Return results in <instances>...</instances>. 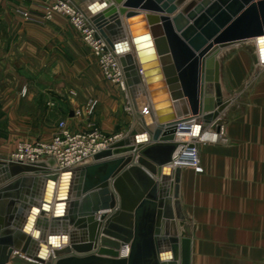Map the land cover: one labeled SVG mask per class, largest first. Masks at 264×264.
<instances>
[{
  "label": "water",
  "instance_id": "obj_1",
  "mask_svg": "<svg viewBox=\"0 0 264 264\" xmlns=\"http://www.w3.org/2000/svg\"><path fill=\"white\" fill-rule=\"evenodd\" d=\"M72 1L117 56L137 126L64 171L0 159V264H190L175 134L201 135L228 106L211 73L224 50L253 41L264 66V0Z\"/></svg>",
  "mask_w": 264,
  "mask_h": 264
},
{
  "label": "crops",
  "instance_id": "obj_2",
  "mask_svg": "<svg viewBox=\"0 0 264 264\" xmlns=\"http://www.w3.org/2000/svg\"><path fill=\"white\" fill-rule=\"evenodd\" d=\"M43 9L44 0H0V159L19 141L50 140L61 121L106 134L137 126L127 90L102 76L66 17L44 24L19 18L21 10ZM252 56L234 50L223 62L235 93L206 129L217 131L218 123L221 133L199 144L198 168L180 169V230L190 240V264H264V66ZM90 99L98 103L86 115ZM42 161L55 169L53 159ZM44 189L39 184L36 193Z\"/></svg>",
  "mask_w": 264,
  "mask_h": 264
},
{
  "label": "built area",
  "instance_id": "obj_3",
  "mask_svg": "<svg viewBox=\"0 0 264 264\" xmlns=\"http://www.w3.org/2000/svg\"><path fill=\"white\" fill-rule=\"evenodd\" d=\"M20 13L25 20L37 21L42 24L53 19L55 14H63L95 56L102 76L107 81L125 89L123 71L117 56L108 49L95 26L72 0H44V9L39 15L24 10H21ZM22 92L25 90L23 89ZM97 103L96 99L88 100L84 113L92 115ZM75 114L79 115L81 111L76 110ZM221 130V126L218 132L213 130L215 135L212 140L218 139ZM202 134L194 137L193 125H189L182 132H176L175 140L181 145L174 153V166L190 168L199 166V144L205 140L202 139ZM124 136L123 132L106 134L94 125L83 131H73L65 121H61L50 140L19 141L7 159L35 163L49 158L54 160L55 170L64 171L90 162L95 153L110 147ZM128 253V245H124L118 250L119 257H126ZM12 256L13 259L9 264H16L14 261L16 258L23 259L29 264H45L19 252H14Z\"/></svg>",
  "mask_w": 264,
  "mask_h": 264
},
{
  "label": "rangeland",
  "instance_id": "obj_4",
  "mask_svg": "<svg viewBox=\"0 0 264 264\" xmlns=\"http://www.w3.org/2000/svg\"><path fill=\"white\" fill-rule=\"evenodd\" d=\"M61 16H64L63 14H60ZM65 17V16H64ZM19 18L23 21V22H27L28 20H25L22 15L20 14ZM52 20V19H51ZM51 20H49L48 22H50ZM68 22V20H67ZM68 25L71 26L68 22ZM239 49H244L246 50L250 55H253L252 57L254 58V54H255V43L253 41H247L241 44L236 45L233 49H226L224 50L218 57L216 60L212 61L211 63V67H212V76L214 78V88L213 91L216 93V95L222 99V100H230L232 96L234 95V91L231 90L230 88V84L227 82V77L223 68V62L225 61V59H227V57L232 53V51L234 50H239ZM231 52V53H230ZM214 64V65H213ZM216 66V67H215ZM220 86V91L218 90L217 86ZM243 85V84H242ZM243 86L240 88L242 89ZM24 89V88H23ZM245 89V88H244ZM25 90V89H24ZM214 93V94H215ZM230 104V102H229ZM228 104V105H229ZM227 108V107H226ZM227 119V117H224L222 119V123L225 122ZM213 136L210 138L212 139ZM13 149V147L11 148ZM13 151V150H12ZM11 151V152H12ZM10 152V153H11ZM199 163H200V158H199ZM199 167V166H198ZM197 167V168H198ZM16 264H29L27 261L23 260V259H19L16 258L14 259Z\"/></svg>",
  "mask_w": 264,
  "mask_h": 264
},
{
  "label": "bare ground",
  "instance_id": "obj_5",
  "mask_svg": "<svg viewBox=\"0 0 264 264\" xmlns=\"http://www.w3.org/2000/svg\"><path fill=\"white\" fill-rule=\"evenodd\" d=\"M214 65V64H213ZM216 67V66H215ZM154 85H157V83H155ZM161 107H164V105H162ZM162 111H166L165 107L162 109ZM182 132V131H181ZM215 135V131H205L202 134V139H210L212 136Z\"/></svg>",
  "mask_w": 264,
  "mask_h": 264
}]
</instances>
